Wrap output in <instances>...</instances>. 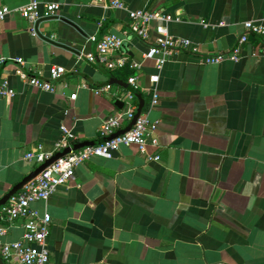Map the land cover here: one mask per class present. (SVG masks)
I'll return each mask as SVG.
<instances>
[{"label":"crops","instance_id":"1","mask_svg":"<svg viewBox=\"0 0 264 264\" xmlns=\"http://www.w3.org/2000/svg\"><path fill=\"white\" fill-rule=\"evenodd\" d=\"M38 1L63 11L41 21L35 35L17 12L0 21V58H23L29 75L47 78L52 67L66 73L51 93L26 85L13 64L0 68L17 93L0 98V201L38 168L25 155L39 144L53 151L63 126L76 136L74 150L102 140V125L124 109L116 102L131 90L141 114L158 125V146L148 153L161 157L149 161L136 146H122L111 159L87 161L47 203H36L52 217L50 264H264V56L257 50L264 33L248 35L239 62L205 61L236 47L246 22L264 29V0H120L175 19L153 22L149 40L125 34L129 14L113 0ZM28 2L0 0V8ZM159 27L199 52L176 53L159 71L145 59ZM106 34L125 38L126 57L142 64L132 74L136 90L122 69L86 59L96 52L90 39ZM24 231L15 222L5 241Z\"/></svg>","mask_w":264,"mask_h":264},{"label":"built area","instance_id":"2","mask_svg":"<svg viewBox=\"0 0 264 264\" xmlns=\"http://www.w3.org/2000/svg\"><path fill=\"white\" fill-rule=\"evenodd\" d=\"M102 2L104 0H98ZM115 8L126 10L131 20L128 31L125 34H134L142 40H149L150 27L155 21L173 22L171 15L154 10H131L120 0H113ZM63 6L57 3H41L38 0L29 2L16 11L8 6L0 8V21L5 20L10 14L17 12L31 24V32L37 34L36 24L45 18L59 17ZM178 21H180L178 19ZM245 34L239 39L238 45L228 53H220L207 56V64L216 65L224 61L239 62L241 60L242 48L249 41V34L261 35L264 29L261 25L248 21L244 24ZM159 37L154 45L145 55V59H155L159 71L167 62L168 58L176 53L188 52L197 54L199 47L188 39L178 38L169 35L165 27L158 28ZM90 41L96 45V52L86 56L89 62H96L103 65L110 71L130 68L137 71L142 67L141 63H133L128 60L124 53L126 39L116 34H106L101 39L96 36ZM259 55L264 56V46L257 48ZM13 64L16 74L29 87L54 93L56 82L61 80L66 70L63 67H52L47 78L43 75H29L23 71L26 61L23 58L6 59L0 58V68ZM133 90L138 88V78L132 75L128 79ZM65 87H68L65 85ZM111 87L101 88L99 92H109ZM17 95L11 87L6 76H0V98L13 99ZM76 94L71 95L70 100L75 101ZM124 103V109L111 117L102 125L100 137L107 138L115 134L124 121L132 122L137 114L138 107L135 104L134 92H127L120 98ZM159 103L157 93L153 96L152 107ZM157 123L151 122L147 114H141L136 124L127 133L120 135L102 144L86 146L80 150H74L71 141L76 136L65 126L61 128L63 137L55 144L53 151H45L44 146L39 144L32 151L25 155V159L34 163L37 167L52 159L66 149L70 151L57 159L51 166L47 167L37 178L26 184L24 188L14 195L4 206L0 208V257L7 264H50L51 252L48 245V237L51 231L52 217L48 213H40L34 208L39 202L47 203L49 199L59 190L66 186L75 177L77 170L87 161L100 158L111 159L122 146H136L139 152L147 157L149 161L158 162L159 155L152 156L148 153V147L158 146L155 137ZM17 221L23 222L24 235L21 240L7 243L5 237L11 225Z\"/></svg>","mask_w":264,"mask_h":264},{"label":"water","instance_id":"3","mask_svg":"<svg viewBox=\"0 0 264 264\" xmlns=\"http://www.w3.org/2000/svg\"><path fill=\"white\" fill-rule=\"evenodd\" d=\"M54 18H57V17H50V18H45V19H42L40 20L37 24H36V30H37V33L39 34V30H38V27H39V24L41 23V21L43 20H52ZM49 42H53L51 41L50 39H47ZM132 91V90H131ZM123 105L124 103L122 101H117L116 102V106H117V111H119L121 108H123ZM144 108V104L141 103L139 105V109L137 111V114L135 115L134 119L132 120V122L130 123V125L123 129V130H120V131H117L115 134H113L112 136L110 137H107V138H103L102 140L100 141H97V142H89V143H85L84 147L85 146H93V145H98V144H102V143H105L107 141H110L120 135H123L125 133H127L128 131L131 130V128L136 124L137 122V119L139 118V116L141 115L142 113V110ZM70 151V149H66L64 150L63 152L57 154L56 156H54L52 159L48 160L47 162H45L44 164H42L40 167H38L35 171H33L31 174H29L21 183H19L17 186H15L11 191L10 193H8L1 201H0V208L2 206H4L14 195H16L18 192H20L24 186L26 184H28L29 182H31L33 179L37 178L47 167L51 166L57 159H59L60 157L64 156L65 154H67L68 152ZM0 264H7L5 263V261L0 257Z\"/></svg>","mask_w":264,"mask_h":264},{"label":"trees","instance_id":"4","mask_svg":"<svg viewBox=\"0 0 264 264\" xmlns=\"http://www.w3.org/2000/svg\"><path fill=\"white\" fill-rule=\"evenodd\" d=\"M122 70L124 71V74L126 75V78H129L133 74V70L130 69V68H126V69H122Z\"/></svg>","mask_w":264,"mask_h":264}]
</instances>
